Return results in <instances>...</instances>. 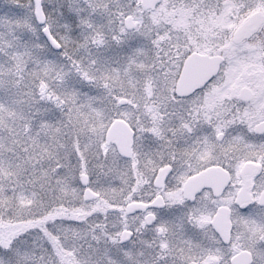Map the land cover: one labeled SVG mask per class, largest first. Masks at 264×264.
<instances>
[{
    "label": "snow or ice",
    "instance_id": "1",
    "mask_svg": "<svg viewBox=\"0 0 264 264\" xmlns=\"http://www.w3.org/2000/svg\"><path fill=\"white\" fill-rule=\"evenodd\" d=\"M0 264H264V0H0Z\"/></svg>",
    "mask_w": 264,
    "mask_h": 264
}]
</instances>
